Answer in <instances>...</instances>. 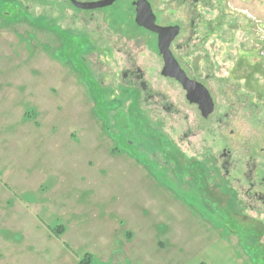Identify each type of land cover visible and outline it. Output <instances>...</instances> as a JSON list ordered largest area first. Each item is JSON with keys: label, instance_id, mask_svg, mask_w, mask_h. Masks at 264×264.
Returning a JSON list of instances; mask_svg holds the SVG:
<instances>
[{"label": "rangeland", "instance_id": "rangeland-1", "mask_svg": "<svg viewBox=\"0 0 264 264\" xmlns=\"http://www.w3.org/2000/svg\"><path fill=\"white\" fill-rule=\"evenodd\" d=\"M126 2L118 0L105 9V20H98L110 42L100 54L94 49L99 47L96 36L90 40L81 34L87 26L83 13L71 10L65 0H0V264H60L40 256L54 244L50 252L69 254L64 242L79 246L74 248L79 256L88 249L97 251L94 234L111 228L106 222L104 229L100 220L118 202L129 209L148 206L152 199L159 209L157 219H163V212L179 219L173 207L167 210V199L157 195L160 189L151 184L150 176L191 211L184 220L187 228L194 227L186 232L187 242L193 244L186 242L181 260L173 258L179 256L177 244H155V252L145 255L146 248L138 245L134 254L141 259L136 260L130 237L125 239L130 228L123 225L125 251L116 257L119 264H130V253L133 264H197L207 240L219 235L227 239L235 257L246 258L243 264H264V200L248 192L264 193V94L252 99L258 106L237 101L232 122L222 129L213 118L198 124L192 114L185 119L174 113L147 115L142 109L141 114L109 119L97 113V95L87 91L92 70L103 72L110 82L131 57L153 80L159 65L145 40L140 41L147 37L131 23ZM151 2L159 8V21L188 22V11L177 2ZM197 11L202 20L199 32L182 54H190L200 77L211 75L210 67L223 76L227 56L239 46L264 43V0H202ZM165 93L184 109L175 91L165 86ZM106 99L111 102L110 96ZM220 103L229 108L226 100ZM224 147L231 157L220 154ZM248 161L257 165L258 175L244 176ZM49 163L57 164L56 176L50 175ZM59 224L66 232L56 238L49 228ZM157 224L161 233L162 224ZM179 232L182 236L185 229ZM23 254L30 255L18 258Z\"/></svg>", "mask_w": 264, "mask_h": 264}, {"label": "flooded vegetation", "instance_id": "flooded-vegetation-1", "mask_svg": "<svg viewBox=\"0 0 264 264\" xmlns=\"http://www.w3.org/2000/svg\"><path fill=\"white\" fill-rule=\"evenodd\" d=\"M76 1L96 3L102 0ZM126 1L124 9L128 10L129 14H131V23L142 30L147 37V39L141 37L140 41L145 40L148 49L150 51L152 50L151 53L158 59L157 61L159 62V65L158 68L152 72L153 80H151V75H149L146 68L137 60L131 59V57L117 74H115V72L113 73V79H115L111 80L110 78V82H106V79L102 77L103 72L94 73L92 70L91 77L93 81L89 83L91 87H87V91L92 92L94 96L97 95V113H104L109 119L117 115L128 116L137 113L141 114L143 113L142 109L147 115L174 113L178 116H184L185 119H188L192 114L193 116L195 115L198 124H204L213 118L215 121H218L219 125L217 128L222 129L221 127L224 123L229 125V122H232L231 117H233L234 106L237 101L244 102L248 105L258 106L256 102H252V99L255 96L259 97L260 94H264V43H262V46H239V49H237L234 54L227 56L228 62L226 63V70L223 76H216L215 72H213V69L210 67L211 75L200 77L194 72L191 60L189 59L190 54L184 53L185 55L183 56L182 52L185 51L186 47L188 48V45L193 40V36L199 32V26L202 20L201 14L197 11V7L202 3V0H172L175 3L177 2L178 8H185L188 11L189 19L186 23L182 19L173 22L170 20L169 22L168 20L159 21L158 6L153 5L151 0H146L155 16V23L157 25L161 27L178 28V33L171 41L169 48L189 80V82H187L188 87H185V85L176 77L165 75L163 73L165 60L160 54L159 34L136 21L138 10H142V7L139 6L138 3L139 0ZM117 2L118 0H114L110 5L83 8L77 6L73 0H65V3L68 4L71 10L83 13L82 17L87 22V26H84L81 29V34L85 35L90 40L91 37L94 38V36H96L95 42L99 43V47H94V49L96 48L97 51L99 50L98 52L100 54L105 53L106 48L110 47V42L106 41L102 24L99 21L105 20V9L108 7H114ZM147 12L148 11H146V15L149 17ZM91 21L92 26L88 24ZM185 30L187 33L186 35H183ZM180 36H184L182 40H178ZM109 39L111 38L109 37ZM112 47H117V45L114 44ZM117 50V52L120 53V49L117 48ZM189 50L187 49L186 51ZM159 78H161L162 81H159ZM210 80L211 83L209 85L208 81ZM153 83L161 85L164 90L155 87ZM200 85L204 88H201ZM165 86L177 93V98L181 107L183 106L185 110L177 108L176 103L172 101L170 102L169 96L165 93ZM203 89L207 91L211 99L208 105L205 104V98L203 97L205 92ZM189 90L191 91L192 97L199 101H190L187 96ZM94 91H97L98 93H94ZM106 96H110V103L109 101L107 103ZM233 97H236V99ZM222 100H226V102L229 103V108L224 109V106L222 107V104L220 103ZM122 103H127L126 108L121 109L120 106ZM109 105L113 106L114 109L108 108ZM245 115L244 118L247 119L248 115L246 113ZM228 119H231V121ZM245 122L247 121L245 120ZM198 124H195L193 127H197ZM230 132L233 135V129ZM188 137V134H184V138ZM220 154L223 157L232 156L228 147H224ZM246 168L247 171H245L244 176H254L257 170V165L248 161L246 162ZM227 171L229 174V170ZM256 175H258V173H256ZM253 186L254 185L252 184V187ZM250 191L260 199L264 200L263 192L259 190H255V192L251 189L248 190V192Z\"/></svg>", "mask_w": 264, "mask_h": 264}, {"label": "crops", "instance_id": "crops-1", "mask_svg": "<svg viewBox=\"0 0 264 264\" xmlns=\"http://www.w3.org/2000/svg\"><path fill=\"white\" fill-rule=\"evenodd\" d=\"M54 146L56 145L54 144ZM44 162L45 161L43 160L41 166L42 165L44 166ZM49 164H50L49 165L50 175L52 176L53 174V176H56V173L54 174V170L56 171L57 164H51V163ZM35 174L36 176H39L38 170L35 171ZM40 174L42 173L40 172ZM150 177H151L150 178L151 184L153 186L155 185L158 189H160V191L157 192V195L161 198L167 199V204H168L167 210L171 206L173 207L175 211H177L178 213L177 215L179 216L178 217L179 219H177L178 221L175 219V217L174 219L170 217V215L166 212L165 214L163 212L162 220H159V218L157 219L156 216L159 212L157 210L159 209H157V206L153 204L154 202L152 199L151 200L149 199L150 204L146 203V205L148 206H144L143 204H142L143 206H139V204L137 203L138 206L129 207V209L128 207L126 208L123 207L121 203L118 202L115 207H112L111 210H108L107 208V210L105 211V213L107 214L106 219L104 220V218L103 219L101 218L100 220L101 222L100 226L102 225L104 229L106 228V222H108V226H110L111 228L106 229L104 233H102V235L100 236H98L97 232L94 234V235H97L98 237L97 238V242H98L97 251L92 250V249H88L87 251L86 250L84 251L85 253L90 252L93 254L95 264H119L122 262V261H118L116 257L122 254L121 252L125 251V248H123L122 246L123 244L121 241L122 236H120L121 235L120 227H122L123 225L125 227L128 225V227L130 228V232L126 233L125 239L127 238L129 239L130 237L129 240L134 245L133 246L134 250L132 251V254L136 260L138 258L141 259V257H136V255L134 254L135 249L138 248V245H142L144 248H146V251H144V255H145V254H148L149 251H151L152 254L153 252H155V249H154L155 244L161 245V246L169 245V244H177L181 246V249H179L178 251L179 256H176V255L173 256V258L176 257L175 260H179L181 252H185L184 249L187 248L185 247V244L187 242V235H188V233L186 235L187 229L188 228L192 229L194 227H192V225L191 226L189 225V227L187 228L186 227L187 223L184 219L190 218L192 216L191 211L189 212V210L186 209L184 204H179V201L176 200L175 196L171 197V195L169 194L170 191L167 189L168 187L165 186L164 183H159V181H157L153 176H150ZM154 182H156L157 184H154ZM106 194H109V193H106ZM132 195L133 196L136 195L135 192H133ZM169 202H171V204H169ZM164 210H166V208H164ZM158 221L162 224L161 226L163 227V231H161V233H159L160 231L156 229V227H158V224H157ZM190 222L194 223V221H190ZM37 224L41 225L40 222L38 221H37ZM82 228L83 227H80V230H83ZM180 228L185 229V234L183 233L182 236L179 232ZM49 230L51 231L50 228ZM219 236L220 237L216 236L213 241L207 240L206 242L207 247L202 253L203 255L200 254V259L197 261V264H201L202 261H205L204 262L205 264H230L229 263L230 261H237V262L239 261L240 264H243V262L246 263L247 261L246 258L235 257L234 250L228 243L227 239H225L223 235H219ZM55 237L57 238L56 235ZM202 237L203 235L201 236V238ZM155 238L156 239L160 238V240L156 241ZM68 243L69 242L67 243L64 242V246L66 247V250L70 252L69 254H67L66 252H63V253L61 252L59 255H57L54 252L53 253L50 252V251H53L54 248L57 247V245L54 244V245H51V247L54 246L53 250L49 249L48 250L49 252L45 253L44 256H40V255L39 256L40 258H43V261L45 258V261H48V262H61L60 264H78V260L80 256L78 255V252L76 251L79 246L77 247L75 246L76 248L73 246L76 249L75 251L74 248H72V246H70ZM191 244L193 243H188L187 245H191ZM199 252H201V250H199L198 253ZM132 254L130 253V258L126 257V259L130 261V264H133L132 261L134 260V258L131 256ZM29 255L30 254L28 255L23 254L20 256L18 255V258H27ZM97 259H99V263ZM18 264H23V263L19 261Z\"/></svg>", "mask_w": 264, "mask_h": 264}, {"label": "water", "instance_id": "water-1", "mask_svg": "<svg viewBox=\"0 0 264 264\" xmlns=\"http://www.w3.org/2000/svg\"><path fill=\"white\" fill-rule=\"evenodd\" d=\"M75 4L79 7L83 8H89V7H95V6H105L110 5L114 2V0H102L96 3H85V2H79L76 0H73ZM139 6L142 7V10L139 9L136 16V21L146 26L147 28L157 32L159 34V48H160V54L163 56L165 60V67L163 70V73L165 75H170L173 77H176L178 80H180L185 87H188L187 82L189 80L187 79L186 75L184 74L183 70L180 68L178 62L172 55V52L170 50V43L175 38V36L178 33L177 27H161L155 23V16L150 8V5L146 0H139ZM146 11H148L149 17L146 15ZM201 88H204L202 85H200ZM204 90L203 97L205 98V104H209V101L211 100L207 91ZM188 98L191 102L199 101L197 99H194L191 95V91H188ZM208 113V112H207ZM206 115V113H205Z\"/></svg>", "mask_w": 264, "mask_h": 264}, {"label": "trees", "instance_id": "trees-1", "mask_svg": "<svg viewBox=\"0 0 264 264\" xmlns=\"http://www.w3.org/2000/svg\"><path fill=\"white\" fill-rule=\"evenodd\" d=\"M53 234L57 236H61V234L64 232V225L59 224L55 228H50ZM78 264H95L94 263V257L93 254L90 252L84 253L82 256L79 257Z\"/></svg>", "mask_w": 264, "mask_h": 264}]
</instances>
